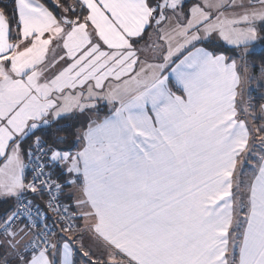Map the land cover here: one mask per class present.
<instances>
[{
  "label": "snow or ice",
  "instance_id": "6c2138e0",
  "mask_svg": "<svg viewBox=\"0 0 264 264\" xmlns=\"http://www.w3.org/2000/svg\"><path fill=\"white\" fill-rule=\"evenodd\" d=\"M258 47L264 0H0V264H264Z\"/></svg>",
  "mask_w": 264,
  "mask_h": 264
},
{
  "label": "trees",
  "instance_id": "16d2710c",
  "mask_svg": "<svg viewBox=\"0 0 264 264\" xmlns=\"http://www.w3.org/2000/svg\"><path fill=\"white\" fill-rule=\"evenodd\" d=\"M262 50H264V49L260 48V50H256V51H257V53H259V52H261ZM258 91H259V92H264V89H259V90L256 89V91L253 92V96L258 95ZM7 207H8V205H0V211L5 210Z\"/></svg>",
  "mask_w": 264,
  "mask_h": 264
},
{
  "label": "rangeland",
  "instance_id": "374dc122",
  "mask_svg": "<svg viewBox=\"0 0 264 264\" xmlns=\"http://www.w3.org/2000/svg\"><path fill=\"white\" fill-rule=\"evenodd\" d=\"M256 50H260V47H258ZM255 87H256V85H255V83H253L252 89ZM252 95H253V92H252Z\"/></svg>",
  "mask_w": 264,
  "mask_h": 264
},
{
  "label": "crops",
  "instance_id": "0c3cea01",
  "mask_svg": "<svg viewBox=\"0 0 264 264\" xmlns=\"http://www.w3.org/2000/svg\"><path fill=\"white\" fill-rule=\"evenodd\" d=\"M256 89H257V86H256L255 88L252 89V92L256 91Z\"/></svg>",
  "mask_w": 264,
  "mask_h": 264
},
{
  "label": "built area",
  "instance_id": "2783aa9c",
  "mask_svg": "<svg viewBox=\"0 0 264 264\" xmlns=\"http://www.w3.org/2000/svg\"><path fill=\"white\" fill-rule=\"evenodd\" d=\"M37 203H40V201H37ZM49 223H51V221H49Z\"/></svg>",
  "mask_w": 264,
  "mask_h": 264
}]
</instances>
